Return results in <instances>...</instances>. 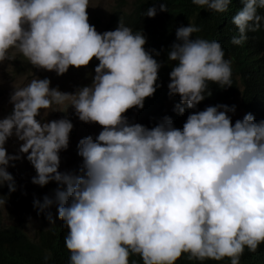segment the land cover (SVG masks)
Returning <instances> with one entry per match:
<instances>
[{
	"label": "clouds",
	"instance_id": "9594fccd",
	"mask_svg": "<svg viewBox=\"0 0 264 264\" xmlns=\"http://www.w3.org/2000/svg\"><path fill=\"white\" fill-rule=\"evenodd\" d=\"M191 2L221 13L230 4ZM89 5L90 0H0V61L19 53L57 75L90 61L95 72L91 84L74 93L50 88L48 78H33L10 95L12 112L0 119V184L18 190L20 180L6 169L21 153L35 169L32 183H59L52 198L33 201L38 214L55 203L57 217L47 213L48 228L39 238L26 237L49 251L44 261L63 247L68 264H130L133 255L142 264H175L182 253L189 260L240 264L246 251L255 253L264 244V97L262 112L250 113L255 110L243 107L239 89L225 102L238 100L244 112L231 123L227 113L235 106L213 104L206 96L209 82L232 85L231 62L217 40L191 38L200 28L189 23L176 29L167 53L177 62L168 74V94L159 105L138 109L159 87L161 64L143 47L140 30L120 21L114 30L97 32L88 23ZM258 9L264 0H243L231 17L239 33L232 44L261 28ZM156 11L150 6L144 15ZM168 104L173 108L165 111ZM69 105L80 121L102 126L95 138L78 141L82 175L57 170L71 121L36 119L41 109L64 111ZM128 114H148L151 128L130 123ZM13 135L23 141L15 155L4 147ZM0 208V229H20L6 216L8 209Z\"/></svg>",
	"mask_w": 264,
	"mask_h": 264
},
{
	"label": "trees",
	"instance_id": "16d2710c",
	"mask_svg": "<svg viewBox=\"0 0 264 264\" xmlns=\"http://www.w3.org/2000/svg\"><path fill=\"white\" fill-rule=\"evenodd\" d=\"M161 3L166 5V10H159ZM150 6L157 9L153 17L144 15ZM242 7L243 0H230L228 9L221 13L197 6L191 0H132L129 12L122 10L115 12L108 30H114L120 21L131 27L134 32L140 30L146 38L143 47L161 64L155 82L159 87L151 96L144 98L143 107L138 109H146V106L155 107L168 94L167 85L170 82L168 74L177 62L169 61L167 53L170 45L176 40V29L191 23L200 28V31L193 33L191 38L217 40L224 51V58L231 62L232 85L221 87L209 82L210 95L206 96L213 104H223L242 88L243 107L255 110L250 113H261L264 97V23L256 31L246 32L247 39L241 44H232L231 38L238 36L239 33L237 27L232 24L231 17ZM257 11L264 17V9ZM157 52L159 55H156ZM98 63L96 59L93 65L96 66ZM46 251L43 246L26 237L16 226L7 230L0 229V264H68L69 250L64 251L63 247L56 249L53 253L50 252L51 258L44 261ZM129 260L130 264L131 261L142 264L139 255L130 256ZM222 260H189L187 254L182 253L175 264H224ZM240 264H264V244L258 245L255 253L246 251Z\"/></svg>",
	"mask_w": 264,
	"mask_h": 264
},
{
	"label": "rangeland",
	"instance_id": "374dc122",
	"mask_svg": "<svg viewBox=\"0 0 264 264\" xmlns=\"http://www.w3.org/2000/svg\"><path fill=\"white\" fill-rule=\"evenodd\" d=\"M132 0H90V5L86 8L88 23L93 25L97 32L108 30L112 17L115 12L122 10L129 12ZM92 64L86 66H69L68 70L57 75L53 70H45L37 68L30 64L22 55L16 54V58L12 60L0 61V119L11 114L13 104L10 102V95L15 87L25 86L31 79L48 78L50 80V88L56 87L60 91L74 93L83 86L90 85L95 75ZM224 105L235 106L234 112L227 113L231 117V123L244 114L238 100L225 103ZM173 106L168 104L165 111H169ZM131 113V112H129ZM67 118L71 121L73 127L68 135V147L59 151L58 171L70 174L82 175L80 171L82 165V157L78 155V141L88 135L93 138L102 129L96 122L80 121L74 113V109L69 105L64 111L57 110H40V115L36 117L38 120L47 122L54 119ZM130 123H140L151 128L150 116L130 115L127 116ZM141 119V120H140ZM23 141L18 140L15 135L8 137L4 145L6 153L17 154L19 145ZM26 153H21V158L10 161L7 171L13 176V179H19L20 184L18 190L9 191L7 183L0 184V206L8 209L6 216L12 219L14 225H17L30 239L39 238L41 231L48 228L49 221L46 214L51 213L52 219L57 217V205L54 203L50 208L41 212L33 206L34 199L41 201L45 195L52 198L54 191L59 187L56 181H49L44 186H40L31 182V177L36 175L33 165L25 158ZM1 209V208H0Z\"/></svg>",
	"mask_w": 264,
	"mask_h": 264
}]
</instances>
